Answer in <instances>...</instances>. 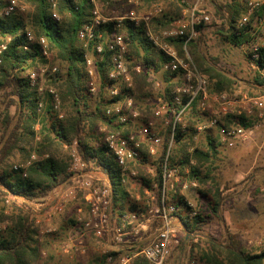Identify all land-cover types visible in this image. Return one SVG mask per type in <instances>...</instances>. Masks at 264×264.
Here are the masks:
<instances>
[{"label":"trees","instance_id":"16d2710c","mask_svg":"<svg viewBox=\"0 0 264 264\" xmlns=\"http://www.w3.org/2000/svg\"><path fill=\"white\" fill-rule=\"evenodd\" d=\"M99 1L103 4L104 13L114 10L115 14H121L128 8L115 2L104 5L109 0ZM17 3L18 8L9 16H0V202L12 197L21 203L13 205L9 214L0 212V223H5L0 231V264H60L43 255L40 225L31 216L29 203L40 201L50 191L66 183L70 176L68 167L74 141L76 150L87 163V171L105 179L109 186L110 220L117 219L126 211L143 210L145 188L152 189V193L159 197L161 174L157 165L152 176L147 172L145 164L149 159L145 155L141 160L143 165L134 166L138 184L131 187L129 182L123 181L121 169L104 143L106 132L128 131L130 127L114 124L105 113L106 107L120 100L118 96L109 95L111 55L106 42L102 54L95 56L99 81L97 94L88 91L83 57L85 48L79 38V31L91 20L88 0H56L58 19L51 16L49 0H17ZM247 4V0H225L222 4L213 5V13L221 19L217 30L223 32L218 33L231 44L246 45L248 48L264 34V24L256 27L264 22V4L259 5L247 21L239 25L246 14ZM154 5L161 6L162 12L151 20L153 32L171 28L173 22L182 17L184 6L177 0H143L139 9L145 10ZM208 25L200 23L196 28L201 31ZM27 31L33 33V41L27 40ZM144 31L143 25L127 21L117 28L107 23L102 29L106 39L113 32L124 33L132 82L129 92L137 101L144 119H149L153 118V114L145 99L156 94L154 81H161L167 97L168 88L180 82L172 83L170 73L160 70L166 56L148 43ZM202 34L200 32L196 39L188 42L186 49L197 69L206 77L209 91L230 93L236 88L237 80L219 66L217 58L209 57L203 51ZM40 37L47 42V56L41 52L37 41ZM95 42L96 38L90 42L89 49ZM168 43L175 46L180 56L184 55L183 38L171 39ZM2 45L4 49H1ZM24 46L27 48L24 49ZM136 62L142 64L141 72L133 70ZM257 62L259 66L264 65V47L260 48ZM45 65L57 67V72L49 75L45 84L59 93L62 118H58V111L53 109L49 96L31 87L27 78L30 71ZM150 66H153L154 74L148 71ZM253 81L263 85V78L257 72ZM39 101L43 102V106L38 111ZM230 119L232 117L223 120L227 122ZM238 120L241 123L249 121L244 114L239 115ZM186 121L189 131L184 138L177 134L176 147L170 158V163L177 165L181 172L179 181L167 192V199L177 206L178 209L171 215L177 218L183 231L180 244L170 257L181 255L187 246L191 256L193 250L199 247L193 241V235L203 233L206 224L207 215L199 210L190 217L185 197L181 194L183 183H196L195 197H205L210 193V210L216 216L222 199L219 188H230V179L224 174L229 162L222 159L217 136L208 133L200 145L194 146L195 124L199 121L196 102L187 113ZM160 160L162 158L157 161ZM14 165H17L16 169ZM185 167H189L187 173L183 172ZM153 183L155 188H151ZM188 192L191 194L193 191L189 188ZM136 194L140 200L135 199ZM79 208L87 215L82 191L77 192L57 218L60 231L76 226L75 217ZM82 238L86 244L84 254L74 258L71 264H119V258L129 255L136 247V242H132L115 249L111 247L107 235L99 238L91 232H85ZM201 257L204 264H264V249L248 250L238 232L227 231L223 240L207 239V248L201 249ZM129 264H147V261L136 256Z\"/></svg>","mask_w":264,"mask_h":264},{"label":"built area","instance_id":"2783aa9c","mask_svg":"<svg viewBox=\"0 0 264 264\" xmlns=\"http://www.w3.org/2000/svg\"><path fill=\"white\" fill-rule=\"evenodd\" d=\"M143 0H109L104 2L119 3L128 8L121 14H115L114 10L109 13L103 12V4L99 0H88L91 5V20L79 31V38L83 41L85 48L84 62L88 77V91L95 95L98 91V78L95 66V56L103 52L104 42L110 52L111 68L108 71V79L111 81L109 95L120 97V100L106 107L105 113L111 117L116 125L129 126V130L108 131L104 135V143L114 157L121 169L123 181L130 183L131 187L138 184L137 171L134 166H142L141 160L146 155L149 162L145 164L147 172L152 176L155 173L156 165L161 174V193L157 197L152 189H144V206L141 211H127L117 219L110 220V189L106 182L100 180L87 171V163L75 148L73 142L70 151V163L68 171L70 176L67 185L60 189L57 200L52 202L48 210L52 214L60 213L63 206L69 200H73L78 191L83 192V198L87 206V215H83L82 209H77L76 226L71 228L73 235L79 240L85 232H91L96 237L108 236L111 247L117 249L122 247L129 236L137 235L138 240L135 249L129 255L119 258V264H129L130 260L140 256L147 261V264H165L167 258L180 244L183 233L172 221V212L177 206L167 199V192L174 188L179 181L180 168L170 163L173 150L176 147V136L184 138L189 131L186 115L191 110L194 102L199 115V121L195 124V145L204 140L205 135L210 133L217 136L220 148H233L251 140L256 133L258 124L250 121L241 123L239 115L244 114L248 120L253 116L252 108H258L264 115V95H249L241 89L235 88L230 93H212L209 91L208 81L200 73L190 57L186 44L196 39L200 32L197 24H209V15L205 9L204 0H177L184 6L182 17L173 22V26L161 32H153L150 28L151 20L162 12V7L154 5L148 9L140 10ZM246 14L240 20L239 25L247 21L248 17L260 5L259 2L247 0ZM51 16L58 19L56 11V0H49ZM18 8L17 0H0V16H9ZM22 9V8H21ZM264 18V15H263ZM144 26V35L148 43L163 52L166 60L161 64L160 70L170 73L171 82L180 84L168 88V97L159 79L154 81L156 94L145 99L146 104L152 111L153 118L144 119L138 109L137 101L130 94L132 86L130 68L128 66V45L124 33L113 32L112 36L106 39L102 29L105 24L110 23L114 28L121 27L123 22ZM28 41L34 40L32 32H26ZM183 38V56H180L174 45L168 43L175 38ZM96 38L93 47L89 44ZM38 43L41 45L43 55H48L47 42L40 37ZM264 47V34L260 36L258 43L252 44L247 49L249 65L263 78L264 65L259 66L260 48ZM5 46L2 45L1 49ZM27 47L24 46V49ZM134 71L141 72L142 64L136 62L132 67ZM150 73H155L153 66L147 68ZM57 72L56 66L45 65L38 70L30 71L27 78L31 87H36L39 93H46L51 101L54 110L58 111V118H62L60 111V97L55 88L45 84L49 75ZM43 106L39 101L37 110ZM262 114V113H261ZM232 119L224 122V118ZM190 151H192L193 147ZM33 157V156H32ZM159 158L162 160L157 161ZM133 165V167L131 166ZM14 169L17 165L13 166ZM189 167L183 172L187 173ZM196 183L185 182L181 187V193ZM153 183L151 188H155ZM183 195V194H182ZM136 200H140L138 194ZM187 209L190 217L196 214L191 201L186 199ZM7 201V199L5 200ZM157 221V227L143 240L142 230L150 228L153 221ZM48 228L46 232H50ZM196 236V235H193ZM194 238V237H193ZM196 239V237L194 238ZM82 240V239H81ZM132 243V242H131ZM105 250H103V253ZM109 259V258H108ZM186 264H198L195 259L188 260Z\"/></svg>","mask_w":264,"mask_h":264},{"label":"rangeland","instance_id":"374dc122","mask_svg":"<svg viewBox=\"0 0 264 264\" xmlns=\"http://www.w3.org/2000/svg\"><path fill=\"white\" fill-rule=\"evenodd\" d=\"M253 1L259 2L260 5L264 4V0ZM223 2L225 0H204V7L209 15V25L202 34L203 51L207 56L217 58L219 66L236 78L237 89L239 88L249 95H264V83L260 85L253 81L256 70L249 65L247 46L233 45L218 33L223 30H217L221 25V19L214 15L213 5ZM263 24L264 22H260L256 27L260 28ZM260 36L256 43L260 41ZM252 110L253 116L249 121L258 124L255 136L233 148H220L222 159L229 162L226 164L224 174L230 179V188L226 189L223 186L219 188L222 199L218 206V216L210 210L209 201L212 199L210 193L205 197H195L193 194L196 193L194 190L196 185L190 188L193 191L191 194L188 192L189 189L182 191L181 194L192 202L194 209L207 215L206 224L203 233L193 236L196 237V239L193 238V241L197 242L199 247L193 250L191 256L187 246L181 255L169 256L165 264H186L189 257L195 259L198 264H204L201 249L207 248V239L214 237L223 240L227 231L238 232L243 245L248 250L264 249V115L263 111L261 112L258 108H252ZM200 143L201 141L198 144L200 145ZM100 180L106 182L105 179ZM62 186L50 191L40 201L31 202L29 205L31 216L36 224L40 225L39 234L43 244V255L60 264H71L74 258L84 254L83 249L86 244L82 237L79 240L73 235L71 228L60 231L59 224L56 223L57 218L69 202L64 204L60 213L52 214L48 210L52 202L57 200ZM20 203L16 199L8 197L7 201L0 202V212L9 214L12 206H19ZM83 215L85 214L83 213ZM172 221L183 233L177 218L172 216ZM157 225V221L154 220L150 224V228L142 230L141 238L145 240ZM4 227L5 223H0V231ZM48 228L51 229L50 232H46ZM137 240V235L126 238L127 243Z\"/></svg>","mask_w":264,"mask_h":264},{"label":"crops","instance_id":"0c3cea01","mask_svg":"<svg viewBox=\"0 0 264 264\" xmlns=\"http://www.w3.org/2000/svg\"><path fill=\"white\" fill-rule=\"evenodd\" d=\"M202 141H203V140H202ZM202 141H201V142H202ZM67 180H68V179H67ZM66 185H67V181H66V183H65L63 186H66ZM63 186H62V188H63ZM69 201H71V200H69ZM69 201H68V202H69ZM84 251H85V249H83V252H84Z\"/></svg>","mask_w":264,"mask_h":264}]
</instances>
